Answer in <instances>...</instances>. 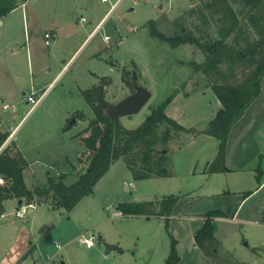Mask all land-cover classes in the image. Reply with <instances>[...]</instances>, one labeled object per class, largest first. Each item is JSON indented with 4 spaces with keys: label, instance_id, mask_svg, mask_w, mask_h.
Listing matches in <instances>:
<instances>
[{
    "label": "rangeland",
    "instance_id": "374dc122",
    "mask_svg": "<svg viewBox=\"0 0 264 264\" xmlns=\"http://www.w3.org/2000/svg\"><path fill=\"white\" fill-rule=\"evenodd\" d=\"M115 1L111 0V3ZM198 1H122L96 39L102 42L106 35L110 37V42L103 48L106 49L103 51V58H91L92 48L84 47L76 56L75 65L68 73L59 77L42 104L25 118L20 127L17 143L25 147L26 151H30L29 159L43 161L38 162L36 166L37 170L41 169L37 178L31 171L28 172L27 183L30 187L47 184L49 170L59 177L61 174H57L58 169L67 174L64 176V182L71 186L85 171V167L83 168L80 163L88 166L91 155L89 152L82 154L84 144L79 135L90 125L94 112L81 93L80 87H92L91 71L110 74L115 81L119 79L118 85L116 83L110 87L108 100L110 104H116L134 92V83L152 92V98L139 113L120 118L121 125L129 130L141 126L153 108L160 106L178 89L182 93L192 94L205 91V102L217 96L211 87L204 86L205 82L200 75L196 77L192 74L191 62L201 60V52L193 45L174 48L152 37L148 27L152 20L162 22L164 17L168 20L176 19L183 11L188 12L193 2ZM89 2V9H102L103 12L111 6L110 3H102L101 0ZM82 16L85 22L81 25L89 28L91 19L89 14L84 12ZM169 25L168 21V25H165L162 31L171 36L173 30ZM120 41L122 43L119 49L112 48ZM112 61L117 63L120 74L114 67L111 72ZM185 84L186 87L182 88ZM25 90L26 94L22 95V102H19V111L22 112L16 114L15 125L32 106L31 103L27 104V97L32 91L29 82ZM42 91L38 92L36 97H39ZM73 119H76V123L71 125ZM208 122L195 127L205 128ZM177 152L172 154L169 165L170 169L173 167L174 175L177 170L174 164ZM49 154H54V159ZM177 180L178 177L171 180L165 178L136 180L126 162L120 159L97 183L94 194L83 198L71 212L64 208L53 209L51 206L55 205L54 200L48 196L39 198L38 202L49 203L51 206L45 204L37 206L36 212L30 210L25 220L13 214L11 220L15 225L12 227L0 223V260L9 255L21 225H31L35 214L38 226L35 229L37 239L34 240L33 237L36 244L35 252L38 253L40 250L44 259H56L60 264L156 263L165 253L168 257L173 235L164 225L157 228L158 224L154 219L148 222L136 216H124L118 206L121 203L144 202L150 198L153 201L157 198L162 199L165 190L168 193H180L174 185ZM199 194L204 196L210 193L202 191ZM87 231H92L96 236V245L93 248H87L79 241L82 232ZM223 232V247L218 245L216 255L211 256L215 264H264V229L258 230L246 222L245 225L241 224L231 231L223 228ZM111 246L116 249H110ZM30 262L29 260L25 264H31ZM183 264H195V260L186 258Z\"/></svg>",
    "mask_w": 264,
    "mask_h": 264
},
{
    "label": "crops",
    "instance_id": "0c3cea01",
    "mask_svg": "<svg viewBox=\"0 0 264 264\" xmlns=\"http://www.w3.org/2000/svg\"><path fill=\"white\" fill-rule=\"evenodd\" d=\"M89 3V0H29L25 5L17 7L0 20V112L3 113L7 125L6 128L0 130V133L9 134L14 128L10 149L12 153H21L28 162L24 177L29 188L32 187L27 183V174L31 171L32 175L37 178L41 169L37 170L36 166L42 159H29L28 152L30 151H26L25 147L17 143L18 132L28 113L15 125L16 114L22 112L19 111V102H22V95L26 94L25 89L28 82L32 91L44 90L42 92L47 95L59 77L68 73L75 65L76 56L84 47L92 48L91 58H103V51H106L103 48H106L110 40L106 41L104 37L100 42L96 39L104 30L112 13L110 7L105 12L102 9H89ZM84 12L88 13L91 18L89 28L81 25L85 22L82 16ZM93 25L95 26L91 29ZM99 27L101 29L97 31ZM48 31L54 35L50 45H47L45 40V33ZM121 43L122 41L117 42L112 48L119 49ZM110 65L111 72L114 68L117 70V63L112 61ZM102 78L111 79V83L106 87V97L109 100L110 87L116 83L119 84V79L115 81L110 74L91 71V84L93 85L86 88L80 87L81 93L100 84ZM180 92L166 107V114L185 128H192L211 121L222 108L217 96L205 102V91H197L193 94ZM7 107L9 110H6ZM81 115L84 117L83 113ZM219 150L220 141L206 134L189 137L186 144L178 149V155L174 160L177 168L176 174L163 177L170 180L178 177L174 185L180 192L175 194L163 191L162 199L168 196L179 197L168 219V228L165 217L136 216L148 222L154 219L158 224L157 228L164 225L170 231L177 241V249L181 258L178 264H183L186 258L195 260V264H215L212 257L206 255L195 243V234L203 226L209 212L222 213V216L213 219L215 237L221 246L224 240L223 228L231 231L232 228L237 229L247 222L258 230L264 229V78L261 93L229 134L226 170L211 173L208 171L209 166L218 157ZM86 152L84 147L82 154L85 155ZM49 156L54 159V154H49ZM80 160L82 157L79 158ZM80 164L86 169L84 163ZM56 172L61 175L57 177L49 170L47 177L64 181V176L67 174L62 173L60 169ZM258 176L261 181L258 180ZM202 191L210 194L202 196L199 194ZM162 199L157 198L155 201ZM151 201L153 200L150 198L144 202ZM18 202L17 199H12L5 203L6 211L0 216V223L6 227L15 225L11 217L19 206ZM43 204L50 205L40 203L38 206H44ZM51 207L59 209L56 205ZM34 216L35 214L31 225H21L9 255L3 257L0 264H16V262L25 264L29 260L31 262L40 261L43 258L40 250L38 253L35 252L34 240L37 239L35 229L38 226H36ZM110 249L113 250L116 247L111 246ZM166 255L167 253L156 263L165 264ZM156 263L143 262V264Z\"/></svg>",
    "mask_w": 264,
    "mask_h": 264
},
{
    "label": "trees",
    "instance_id": "16d2710c",
    "mask_svg": "<svg viewBox=\"0 0 264 264\" xmlns=\"http://www.w3.org/2000/svg\"><path fill=\"white\" fill-rule=\"evenodd\" d=\"M25 1L0 0V20ZM163 19L161 23L159 20L150 21L151 36L174 48L193 45L201 52V60L191 62L192 74L200 75L204 86L211 87L220 100L222 108L216 117L205 128H185L170 118L166 107L180 92L178 89L160 106L153 108L141 126L129 130L108 116L110 103L106 87L111 79L102 78L100 84L83 92L95 117L79 135L85 151L91 155L79 180L67 186L63 180L49 177L47 184L29 188L24 177L27 160L21 153H12L10 148H6L0 152V176L12 179L13 184L10 187L0 185V216L5 213V203L9 200L31 203L48 196L58 208L71 211L83 198L94 194L97 183L120 159L126 162L136 180L170 177L173 175L172 167H169L172 154L181 149L189 137L201 134L220 141L218 157L208 171L226 170L229 134L261 93L264 78V0H199L176 19ZM168 21L173 30L171 36L162 31ZM185 87L186 84L182 86ZM7 137V133H0V149ZM258 180L261 181L259 176ZM178 200L179 197L168 196L159 201L121 203L118 209L124 216L165 217L168 228V219ZM219 216H222L221 212H209L195 234L196 245L210 257L216 255L219 245L213 224V219ZM180 259L177 241L172 237L165 264H178Z\"/></svg>",
    "mask_w": 264,
    "mask_h": 264
},
{
    "label": "built area",
    "instance_id": "2783aa9c",
    "mask_svg": "<svg viewBox=\"0 0 264 264\" xmlns=\"http://www.w3.org/2000/svg\"><path fill=\"white\" fill-rule=\"evenodd\" d=\"M28 1L29 0H26L22 5H25L26 2H28ZM122 1L123 0H116L115 2L111 3V0H102L103 3H110L111 4V6H110V12L111 13L116 11V9L122 3ZM100 29L101 28L99 27L97 31H100ZM53 36L54 35L51 31H48L45 33V40H46L47 45L51 44ZM105 40L109 41L110 37L105 36ZM37 94H38V92L33 90L32 93L27 97L28 103H31L32 106L29 109L26 116H28L33 111H35L42 104L43 100L46 97L45 96L46 93H42L39 97H36ZM6 110H9V107H7ZM2 114L3 113L0 112V130L7 127L5 119H4ZM14 131H15L14 128L11 129L10 133L8 134L7 139L5 140V142L3 143V145L0 149V152L5 150L6 148H10L11 141L13 140ZM12 184H13L12 179L6 178L3 175L0 176V185L10 187ZM38 205H39V202L37 200H35L31 203L23 201V203L18 206V208L16 209L14 214L18 218L24 219L27 216V214L30 212V210H32V209L35 210ZM79 241L82 245L86 246L87 248H93L96 245V236L92 231L83 232L79 238ZM31 264H60V263L56 259L41 258L40 261H32Z\"/></svg>",
    "mask_w": 264,
    "mask_h": 264
},
{
    "label": "water",
    "instance_id": "95a60500",
    "mask_svg": "<svg viewBox=\"0 0 264 264\" xmlns=\"http://www.w3.org/2000/svg\"><path fill=\"white\" fill-rule=\"evenodd\" d=\"M152 95V92H150L147 88L135 83L134 92L127 95L118 103L108 105V116L116 123H119L121 117L139 113L142 108L150 101ZM74 123H76V119H73L71 125ZM22 203L23 200H19L18 204L21 205ZM61 264L65 263L62 262Z\"/></svg>",
    "mask_w": 264,
    "mask_h": 264
}]
</instances>
